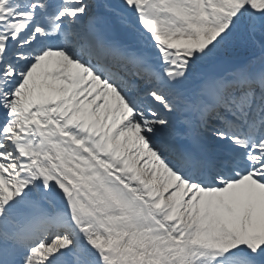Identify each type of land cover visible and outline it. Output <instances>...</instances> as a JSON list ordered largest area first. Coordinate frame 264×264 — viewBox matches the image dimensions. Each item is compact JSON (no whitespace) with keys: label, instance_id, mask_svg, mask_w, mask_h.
I'll return each mask as SVG.
<instances>
[{"label":"snow or ice","instance_id":"obj_1","mask_svg":"<svg viewBox=\"0 0 264 264\" xmlns=\"http://www.w3.org/2000/svg\"><path fill=\"white\" fill-rule=\"evenodd\" d=\"M0 264H264V0H0Z\"/></svg>","mask_w":264,"mask_h":264}]
</instances>
